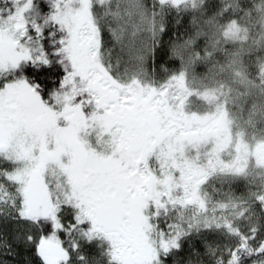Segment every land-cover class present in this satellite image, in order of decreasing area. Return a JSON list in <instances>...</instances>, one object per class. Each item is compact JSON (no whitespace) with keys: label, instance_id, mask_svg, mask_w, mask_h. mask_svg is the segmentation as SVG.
Segmentation results:
<instances>
[{"label":"snow or ice","instance_id":"6c2138e0","mask_svg":"<svg viewBox=\"0 0 264 264\" xmlns=\"http://www.w3.org/2000/svg\"><path fill=\"white\" fill-rule=\"evenodd\" d=\"M0 264H264V0H0Z\"/></svg>","mask_w":264,"mask_h":264}]
</instances>
